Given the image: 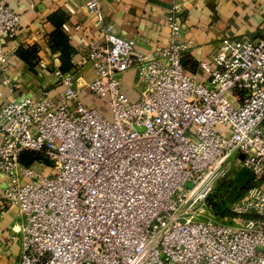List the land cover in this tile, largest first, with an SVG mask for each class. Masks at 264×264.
Instances as JSON below:
<instances>
[{
	"label": "built area",
	"instance_id": "built-area-1",
	"mask_svg": "<svg viewBox=\"0 0 264 264\" xmlns=\"http://www.w3.org/2000/svg\"><path fill=\"white\" fill-rule=\"evenodd\" d=\"M85 5L102 23L101 0ZM20 21L0 3L4 74V39ZM62 27L70 36L69 23ZM170 27L149 58L102 25L72 70L53 68L58 96L44 89L0 106V193L22 217L17 264H264V32L256 41L223 37L201 62L208 76L200 80L183 64L179 23ZM85 64L96 73L88 88L107 98L112 119L80 96L76 72ZM130 69L136 99L123 87ZM1 82L16 88L8 76ZM26 151L42 156L43 171L21 162ZM233 160L262 185L221 222L212 197Z\"/></svg>",
	"mask_w": 264,
	"mask_h": 264
},
{
	"label": "crops",
	"instance_id": "crops-1",
	"mask_svg": "<svg viewBox=\"0 0 264 264\" xmlns=\"http://www.w3.org/2000/svg\"><path fill=\"white\" fill-rule=\"evenodd\" d=\"M0 3L21 13L16 36L4 39L11 57L6 74L0 72V106L11 99L40 97L44 89L52 96L62 91V84L52 75L53 68L60 67L61 50L53 49L51 41L61 21L71 27L70 42L75 49L72 64L82 59L83 46L90 38L101 36L102 25L132 40L138 52L151 58L156 48L167 42L171 23L178 22L181 36L188 44L183 56L185 69L200 80L208 76L202 71L201 62L213 58L223 37L256 41L264 32V0H101L102 23L88 12L85 0H0ZM19 50L31 53V62L22 58ZM41 62L48 68L41 69ZM4 75L15 83L14 91L2 84ZM95 76L90 64L76 72L80 96L92 106L96 102L88 85ZM135 79V69L128 70L123 77L124 90L133 98L138 97ZM37 165L42 168L38 171L44 170L37 160L31 166ZM4 183L1 178L0 191ZM21 223L18 209L4 201L0 193V264L18 263Z\"/></svg>",
	"mask_w": 264,
	"mask_h": 264
},
{
	"label": "rangeland",
	"instance_id": "rangeland-1",
	"mask_svg": "<svg viewBox=\"0 0 264 264\" xmlns=\"http://www.w3.org/2000/svg\"><path fill=\"white\" fill-rule=\"evenodd\" d=\"M90 95L94 97V102H96L93 103V105L99 106L106 117L112 119V111L108 105L107 98L95 96L91 92ZM128 95L132 99H136L129 93ZM35 169L38 171L42 168L37 165ZM45 172L49 173V171ZM261 185L262 181L255 179L254 175L249 170L241 167L238 161L233 160L231 164L225 167L224 172L216 183V189L213 195L217 200V209H215L212 218L221 222H232L235 215L226 201H228L230 205L233 200L247 196L254 188L260 187ZM221 198L224 199L221 200Z\"/></svg>",
	"mask_w": 264,
	"mask_h": 264
},
{
	"label": "trees",
	"instance_id": "trees-1",
	"mask_svg": "<svg viewBox=\"0 0 264 264\" xmlns=\"http://www.w3.org/2000/svg\"><path fill=\"white\" fill-rule=\"evenodd\" d=\"M64 22H62V21L60 22V25L57 27L56 31L53 33V35L51 37V41H52L53 49H55V50L60 49L61 50L60 69L64 72H67V71H70L73 69L72 58H73V54L75 52V49L70 42L69 34L66 33L62 28V25ZM19 55L22 58L31 62V53H29L28 51L19 50ZM39 158H42V156L39 153L26 151L22 154L21 162L24 165L30 166ZM222 199H224V198H221V200ZM212 200H213V204H214V209H217V200L214 198V195L212 197ZM233 201H235V200H233ZM226 202H227L228 206H230L228 201H226Z\"/></svg>",
	"mask_w": 264,
	"mask_h": 264
},
{
	"label": "water",
	"instance_id": "water-1",
	"mask_svg": "<svg viewBox=\"0 0 264 264\" xmlns=\"http://www.w3.org/2000/svg\"><path fill=\"white\" fill-rule=\"evenodd\" d=\"M244 153L240 152L239 155H238V160H241L244 158Z\"/></svg>",
	"mask_w": 264,
	"mask_h": 264
}]
</instances>
